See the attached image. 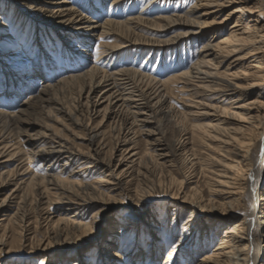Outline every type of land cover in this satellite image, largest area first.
<instances>
[{"label": "bare ground", "instance_id": "1", "mask_svg": "<svg viewBox=\"0 0 264 264\" xmlns=\"http://www.w3.org/2000/svg\"><path fill=\"white\" fill-rule=\"evenodd\" d=\"M52 1L15 0V5L19 11L40 18L56 31L24 24L16 8L12 5L5 8L2 5L5 3L0 2L2 22L16 17V24L9 27L11 31L16 29V37L7 35L6 43L10 45L22 39L24 46L16 47L33 51L35 59L43 60L40 65H36L34 59L29 61L30 68L25 75L20 72L14 79L17 75L15 71L20 69L11 58H18L19 50L13 45L9 48L2 45L0 49V75L5 74L4 83L0 82V86L4 85L7 90L12 87L10 92L5 91L6 95L9 94L8 98L12 94H24L25 97L21 101L14 100L10 106L3 104L0 108V210L4 213L0 227L4 223H7L5 226H17L22 240L30 241L33 249L39 240L28 228L30 221L24 209L34 203L37 210L46 203L48 207H67L63 209L64 212H53L57 219L52 226L61 227V224L68 223L74 228V235L80 232L79 236H85L98 223L97 216L107 208L95 212L88 222L77 221L78 217H82L93 203H104L107 191H120L118 194L125 192L123 185L129 184V181L123 178L129 173L127 168H121L129 165L130 153L134 150L128 145L135 147L141 137L146 155L137 158L138 164L135 166L138 170L133 165L129 167L134 169V175L129 177H139L142 184L139 190L135 187L136 200L140 194L143 198L139 212L152 200L153 194H147L149 190L162 198L179 199L183 204L194 205L202 213L206 208L213 210L214 207L207 206L213 204L216 198H204L198 187L191 192L184 191L191 173H181L182 178L176 179L170 171L176 168L180 172L183 169L190 171L195 164L200 165L194 150L187 149L192 141L191 137H186L199 135L208 150L216 154L208 155L213 167H199L201 174L212 168L209 193L232 199L236 210L244 211V218L226 228L222 236L215 231L204 237H196L197 225L194 227V223L187 220L181 240L166 252L162 262L161 255L168 244L162 242L161 235L152 232L154 226H143L142 231L141 227L136 226V221L127 219L126 223H118L122 225L121 233L124 236L121 244L114 243L113 235L105 240L101 237L92 254L86 256L83 253L85 249L74 252L71 255L75 258L72 264H108L104 257L109 254L118 264H264V250L259 248L264 243V228L260 230L264 226V188H259L264 181V125L260 127L262 119L253 114L260 112L250 109L256 100L264 98L263 62L257 56L264 54V0H195V8L189 7L185 11L176 9L172 14L155 17H150L146 10L162 0ZM137 1L145 2L146 6L128 18L126 14L120 19L111 17L114 10ZM165 3L164 0L162 4ZM229 3L237 7L223 21L228 16L235 18L233 26L222 41H217L218 38L206 35L208 33L204 29L215 24V21L208 22L209 16L213 15L215 20V16ZM251 3L252 6L257 5L256 10L250 7ZM47 4L54 6L50 9ZM209 8L214 9L207 11ZM104 9L108 10L109 16H106L110 18L104 21L99 20L101 17L95 18L98 13L105 15L106 12L101 13ZM251 13L258 14V19L248 17L249 22L254 24L244 20L245 15ZM173 27H178L180 31L165 40L157 38L158 32ZM217 32L219 28H215ZM96 37L99 38V45L91 48ZM197 44H200V49H196ZM58 49L68 50L72 56L60 57L59 62L56 56L52 61H47L50 56L46 55V51ZM188 51L192 57H187ZM239 53L244 55L237 56L238 59L231 62V58ZM91 54H94V60L86 63ZM155 55L158 56L157 65L166 61L172 75L159 80L150 74ZM116 57L125 58L131 64L116 68L111 63V59ZM250 58H255L254 70L260 69L250 76L247 70L241 68L242 75L251 77L249 85H243L239 82L244 80L241 74L231 72V67L238 61ZM139 60L143 62L138 67ZM53 70L60 72V78L50 76L55 72ZM35 76L40 77L42 86L24 90L22 84H26V81L29 84ZM18 80L22 83L17 84ZM253 87L254 90H250ZM175 88L181 94L179 100L173 96ZM256 94V99L251 101L250 97ZM99 117L101 121L93 127ZM104 121L112 124L115 133L116 143L112 151L117 150L118 146L126 147L115 169L111 168L113 156L110 160L101 157L104 142L96 145L100 136L98 129ZM67 122L70 125L66 126ZM55 125L62 126V129H56L58 127ZM72 125L86 133L82 144L86 148L77 146L63 134ZM168 125L174 131L185 134L176 140L168 139ZM76 139L80 138L76 136ZM165 161L170 163V186L167 188L161 185L162 182L159 183V174L167 167ZM94 163H104L109 167L107 174L99 181H86L85 175L90 173L89 169L94 167ZM75 164H80L78 171L73 169ZM11 184L15 185V189L5 195ZM255 191L262 197L259 199L260 208L252 205ZM31 193L35 200L28 203ZM13 199H19V202L14 209H10L8 207ZM235 205L230 206L233 209ZM192 213L195 217L196 211ZM229 213L230 210L225 209L221 214ZM62 228V232H56V235L63 237L64 243L70 242L72 237L64 235ZM4 230L5 235L7 229ZM216 237L221 238V242L211 254L197 259V254L211 247ZM7 238H0V257L7 247ZM195 239L198 245L193 250L191 244ZM185 242L191 246L183 247L181 243ZM51 246L49 242L45 251ZM69 259L62 257L54 264H68ZM31 263L29 259L18 262ZM0 264H5V260H1Z\"/></svg>", "mask_w": 264, "mask_h": 264}, {"label": "rangeland", "instance_id": "2", "mask_svg": "<svg viewBox=\"0 0 264 264\" xmlns=\"http://www.w3.org/2000/svg\"><path fill=\"white\" fill-rule=\"evenodd\" d=\"M163 1L164 0L160 1L159 4H155L150 9L146 10L148 11V14L150 17L159 16L165 13L172 14L173 10H176V9L185 11V10H188L189 7L195 8V5L197 3L195 0H173L171 2L168 0H165L166 3L165 5H163L164 4V3L162 4ZM0 2L5 3V4H2L5 6V8L8 7V5L9 6L12 5V7L16 8L18 15L22 17L20 18L23 20L24 24L37 25L39 29L42 27H46L49 30L54 29L49 24L43 23V21L40 18H36L30 14L24 13L23 11H19L15 5V0H6V1L0 0ZM54 2H56V0L52 1V3ZM252 4L253 3L250 4L251 5L250 7L256 10L255 7L257 5L252 6ZM82 5H84V3H82ZM47 6L51 9L52 6L54 5L47 4ZM145 6H146L145 2H138V1L137 3L129 5V6L127 4H124L122 8L117 9L116 11L114 10V12H112L111 17L114 19H120L119 17H124L126 14L128 18L132 16L133 14H135L136 12L142 10ZM236 7L237 5H231L229 3V5H227V7L224 8L223 11L220 10L219 14L215 16V20H214V17H212L213 15L209 16L208 22L215 21V24L210 25L211 27H206V29H204V31L208 33L206 35H208L209 37L214 36V39L218 38L217 41H222L227 36V33L229 32V30L232 28L235 18L228 16L227 20L225 21L223 20L226 17V15H228L230 12L235 10ZM213 9L214 8H209V10L207 11H212ZM101 13H105V15L104 14L100 15L99 13L96 15V12H95V15H96L95 18L99 19L101 17L99 20H102V21L110 18L106 16L108 15V10L104 9L103 11H101ZM257 15H258L257 13L246 14L244 17V20H246L245 22L254 24L255 22H249V20L258 19ZM2 17H4V15H2ZM15 22H16L15 16L11 20L7 18L5 22H2L0 20V49L2 48V45L8 46L6 48H9L11 45H13L14 48H17L16 46H24L23 44L24 41L22 39L10 45H8L5 41L7 35L16 37L15 35L16 29H13L12 31L9 29L10 26H13L16 24ZM177 28L178 27H173V29L160 31L158 32L157 38H159L160 40L168 39L169 37H171L172 35L180 31L179 28L178 29ZM215 28H219V32L215 33ZM54 30L56 31V29ZM22 36L24 35H21V37ZM32 36L33 35H31L30 37L32 38ZM109 40L107 39V41ZM109 42H111V40ZM98 43H99V38L96 37L95 39H93V42L91 43V48H95L96 46H98L99 45ZM44 45H43V48L45 47ZM17 49L19 50L18 51L19 54L17 55L18 58H13V57L11 58L13 59L14 64L17 65V67L20 69L19 71H15L17 75L14 76V79L15 78L17 79L18 74L20 72H22L25 75L27 70L30 68L29 61H32L34 59L33 61L36 65H40L43 62L42 58L35 59L33 51L26 50V49L20 50L19 48ZM59 49L54 52L53 51L50 52L49 50L46 51L47 56L53 57V58H50V57L47 58V61H52L55 56L58 62H59L60 57L63 58L65 56H72L68 50L66 51L64 49H61V50ZM196 49H200V44L196 45ZM44 50L46 49L44 48ZM187 53H188L187 54L188 58L192 57L191 52L188 51ZM243 55L244 53H239L233 56L230 61L232 62L238 59L237 56H243ZM257 56H259L262 59V62H263L262 71H264V54L260 53ZM254 59L255 58L243 59L241 61L234 63L231 67V72L233 73L238 72V74H241L240 70H242L241 68H244L245 70L248 71V74L252 76L251 74L254 71L260 69L259 67L254 70L253 66L256 65L255 64L256 62H254L255 61ZM93 60H94V54L88 55V58L86 59V63L92 62ZM139 62L140 63H137L139 64L138 67L142 65L143 61L139 60ZM157 62H158V56L155 55L153 57V62L150 65L149 72H151L150 73L151 75H153L155 78L159 80H162L173 74L166 67V64H167L166 61H164L162 64H159V65H157ZM111 63L116 68L124 67L125 65L131 64V62L121 57L112 58ZM43 70L44 69H42V71ZM4 75L3 74L0 75L1 83H4L2 82L5 77ZM52 75H54V77H57V78H60L61 76L60 72H56V71L50 74V76ZM36 76L32 78L29 84H28L29 81H26L27 85L23 81V83L25 84V86L24 84H22L24 90L26 89L28 91L29 90L28 88H33L34 90L38 86L39 87L42 86V81L40 80V77H36ZM240 76H241V79H244V80H241L239 82L242 83L243 85H249V82L251 81V77H246L242 74ZM8 77H11V76H8ZM16 82L18 84L21 82V80L20 82L19 80ZM254 88L255 87L250 88V90H254ZM11 89L12 87H10L9 90H7L6 88H4V85L3 87L0 86V104H2L0 105L1 106L0 108H2L5 104L7 106L12 105L14 103V100H19V101L24 100L25 98L24 94H20V95L12 94L11 97H9L11 99H9L8 98L9 94L6 95V92L7 91L10 92ZM14 90H17V89L14 88ZM178 90H179L178 88H175L173 91V96L177 100H179V96L181 95L179 94ZM256 97H257V94L251 96L250 97L251 101H254ZM177 105L180 107V104H177ZM250 109L252 111L255 110L257 112H260V113H253V114L260 116V118L262 119V126L260 125V127H263L264 125V98H259L258 100H256L254 104L250 106ZM100 121H101V117H99V119L97 118L94 121L93 127H96ZM67 125H70V123L67 122L66 126ZM54 127H58L56 129H62V126L55 125ZM98 130H99L100 136L97 138L96 145L99 144L100 141H102V143L104 142V146H101V149H102L101 157L103 159L110 160V158H112L113 156V159L111 160V168L115 169L117 164H119L118 160L120 159L126 147L125 145L118 146L117 150L113 149L114 151H112V148H114L115 146L116 140L113 136L115 133L112 130V124H110V122L106 123L104 121ZM166 132H167L166 135L168 139L170 140L179 139L181 138L180 137L181 135L185 134V133L174 131L171 128V125H168ZM72 133L75 136L72 135ZM63 134L67 137L68 140H70L71 142H74L77 146H81V148H86V146L82 145L85 142L84 137L86 135V133L82 129L72 125V126H69V131H64ZM76 136H78L80 139L79 140L76 139ZM186 137H188L189 139L191 137L192 143H190L187 149L194 150V152L197 154L198 159H200L199 160L200 165L195 164L194 168L193 169L191 168L190 171L187 169H183L180 172L177 170L178 168H176L175 170L170 169V171H172V175L176 177V179L182 178L181 173H186V172L191 173V178L189 177L190 180L188 181V184H186V186L184 187V191L191 192L194 188L198 187L200 191L202 192V195L204 196V198L206 199L216 198L215 199L216 201H214L213 204H209L207 206L210 208L214 207L213 210H210V209L208 210V208H206L207 210L204 211V213H202L194 205L192 206L189 204H183L182 200H179V199L176 200V199H171V198L170 199L162 198V196H157L153 190H149L147 194L149 193L153 194L152 200H150L147 206H144L145 208L143 211L139 212V208H141L139 204L143 198H142V195L140 194V195H137L138 200H136V196H135L136 188L135 187H137V190H139L142 184L140 182L139 177H137V179H135V177H129V176H132L133 170L136 169L137 167L135 166L136 164H138L137 158L138 157L144 158L146 155V147L142 140L143 137L138 139L139 137L137 136V139L140 140V142L137 145H135V147L133 145H128V147L132 146V148H134L133 152L130 153L131 157L128 162L129 165L125 164L121 168V170L127 168V171H128L127 174L129 173L128 176L123 178V180L127 179L126 181H129V184L123 185L125 188V192L123 194H118L120 191H114V190L111 192L107 191L108 195L107 197H105L104 203L102 204L99 202L93 203V205L84 212L82 217H78L77 221L88 222L91 220V217L93 216L95 212L97 213L101 209L107 208V210L104 213L97 216L99 219L98 223L94 224V228L91 231H88V233H85V236L84 235L79 236L78 233L80 232H77V235H78L77 236V235H74V228L72 226H68V223H66V225L61 224L60 225L61 227H58L57 225H54L55 227L52 226L53 224L52 222H54L55 219H57V218H54L55 216L53 212H55L56 210H61V212L62 211L64 212V210H66L67 207H62V206L60 207L58 205H52L48 207V204L46 205V203H44V205L40 207L41 209L39 208L36 210L34 203L32 205L29 204L24 209V211L27 212L28 219L30 221V223H27L29 225L28 228L31 230L30 231L31 233H34L36 235L39 242H37L36 243L37 245H35V247L32 249L30 241L22 240L20 230L18 231L17 226H14V225L5 226L7 223L6 224L4 223L3 226L0 227V238H3L4 236H8V238L6 239L7 247H5L4 250H2L0 261L5 260V264H18L19 261H25L29 259L33 262L31 264H54L56 260H60V258L64 257L65 259L71 258L68 260V264H72L75 258H72L71 255L74 252H78L80 250L85 249L86 251H84L83 253H86L85 254L86 256L88 253L92 254L93 252L96 251L97 245L99 244L98 241L101 239V237L103 240H105L107 237H111L113 235L112 238L115 239L114 243L121 244L124 240V236L121 233L122 225H118V223H121V222L126 223L125 221L127 219L136 221L138 223L136 226L141 227V229L143 226L146 228H150V225L154 226L151 229L152 232L156 235L157 234L161 235L160 238H163L162 242H166L168 244L166 250L161 255V262L165 260L163 258L166 252L172 249L176 245V243L181 240V237H182L181 234L183 233V231H185V228L187 227L185 226V223L187 222V220L188 221L190 220L191 221L190 223H194L193 224L194 227L197 225L196 233H195L196 237L197 235H200V236L203 235V237L205 235H211L215 231L218 232V234H221V236L222 234L224 235V231L226 228L231 227L234 223L244 218V215H243L244 211L241 209L236 210L237 207L235 203L232 202V199H223L225 196L219 198V196L211 195L209 193V183H211V180H210L211 173L210 172L212 168H208V170L206 169L205 174H201L199 171V167L200 166L213 167V165L210 163V159L208 155L212 154L216 156V154L212 152L211 150H208L205 143L201 140L202 139L201 136L187 135ZM9 143H11V139H9ZM263 154H264V149H263ZM90 164L91 163H88L87 165H90ZM94 164H95L93 165L94 167H91L89 169L90 173H88V175L86 173L85 175L86 181H89V182L99 181L103 179L105 175L107 174V170L109 167H107L104 163H94ZM78 165L80 164H77V165L75 164L73 166V169L75 171H78ZM132 165L135 166L134 169L133 168L129 169V167ZM166 166L167 167L162 171V174H159V178L161 179L159 183L162 182L161 185H163V187L165 188L170 186V183H169L170 173L168 172L170 168V163L167 162ZM137 170H138V167H137ZM262 182L263 183L262 185L259 186V188H264V181ZM13 189H15V185L13 184L9 185L8 189L5 191V195L9 194ZM176 189L177 188H175V190ZM147 194H145V196ZM260 198L262 197L259 196V192L255 191V196L253 197L252 205L260 208V204H261V201L259 200ZM29 200L30 201L28 203L34 202L35 197L33 193L30 194ZM18 202H19V199H16V200L13 199L12 203L9 204L10 206L8 208L14 209L16 206V203ZM230 205H235V206L232 209V206ZM225 209L230 210L231 213H229L228 215H222L221 213ZM192 211H196L195 213L196 215L194 214L195 217H193ZM3 215L4 213H2V211L0 210V220L3 218ZM61 228L63 229L64 235L69 234V236L72 237L69 240L70 242L64 243L63 242L64 238L56 235V232L59 233L61 231ZM263 228L264 226L261 227L260 230H263ZM4 229H7V233L5 235H4V231H5ZM220 239L221 238H217L215 242L211 245V247H209L208 249L204 251L199 252L197 254V259L201 260V259H204L206 255H210L212 250H214V248L217 247L218 243L221 242ZM49 242L52 245L51 249H48L47 251H45L44 248L47 246ZM188 243L189 242H185L184 244L181 243V245L184 247L186 245H189ZM197 243H198L197 239L193 240L191 244L192 245L191 249L194 250L195 249L194 246L198 245ZM263 244L264 243H261L260 244L261 247H259L261 251L264 250ZM65 245L67 246L66 248H64ZM191 245H189V247ZM117 249L118 247L116 248V250ZM104 258L106 259L105 261L108 262V264H118V261H116V259L112 256V254H109V256L104 257Z\"/></svg>", "mask_w": 264, "mask_h": 264}]
</instances>
